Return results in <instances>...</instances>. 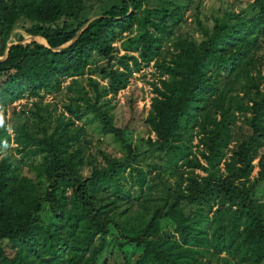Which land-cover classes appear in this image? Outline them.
<instances>
[{"label":"trees","instance_id":"1","mask_svg":"<svg viewBox=\"0 0 264 264\" xmlns=\"http://www.w3.org/2000/svg\"><path fill=\"white\" fill-rule=\"evenodd\" d=\"M96 2L0 0V154H20L0 157V264H264V0L197 16L199 34L179 28L192 0H119L94 15ZM19 21L49 46L12 40ZM135 26L137 52L119 53ZM150 62L146 113L129 96L119 118L111 99ZM63 88L54 112L44 97ZM89 118L121 155L94 142ZM139 120L154 136L135 139ZM147 157L168 160L173 179L161 165L149 176L161 162ZM127 168L143 195H120ZM155 177L158 194H145Z\"/></svg>","mask_w":264,"mask_h":264},{"label":"rangeland","instance_id":"2","mask_svg":"<svg viewBox=\"0 0 264 264\" xmlns=\"http://www.w3.org/2000/svg\"><path fill=\"white\" fill-rule=\"evenodd\" d=\"M119 0H102V3L96 2L93 5V9L91 13L94 15L97 14V12H101V10L108 7L110 4L118 2ZM251 0H192L188 8L185 10L184 13V21L179 27L181 30H187L189 32H193L195 34H199L197 31L195 19L198 16L201 20L211 23L213 19V15L221 14L225 9H234V10H241L243 8H246L248 6V3ZM86 13V12H84ZM27 24L25 21H19L14 28L10 38L12 40H15L18 34H22L24 36L23 40L30 39L32 35L28 34L25 30L24 26ZM141 32L140 28L138 26H135L130 32L125 33L121 39L117 40L115 42L118 52H129V53H136V45L134 43L133 39H136L138 34ZM264 53V48L260 51L259 54ZM100 62H104V58L100 59ZM262 71L264 73V64L262 67ZM92 76H96L95 74H92ZM159 76V71L153 64V62L148 63L147 65H143L142 68L139 71H135L134 74L131 77L129 85L120 90L119 93L111 99V104L113 111H115V114L119 118H124L128 114V102L127 98L129 96H135L137 105L139 109L143 108V112H141L144 116L146 113L147 108L149 107L150 97L152 96L153 92L151 89V82L156 81ZM101 81H104L100 79ZM85 81V80H84ZM67 82V81H66ZM65 82V84H66ZM86 82V81H85ZM35 98L27 97L22 98L20 100L15 101L17 109L21 108H30L31 102ZM45 101L50 102V106L53 108L54 112H58L62 108V104L64 101L67 100V90L66 88H63L61 91L53 94V95H46L44 97ZM1 111V110H0ZM10 107L8 108L6 112V117L9 116ZM85 126L86 129L89 131V133L93 136L94 142H97L99 145H101L102 148L106 149L107 151L116 154L121 155V149L119 144L114 141L113 137L110 134H103L101 133L99 129V123L97 120H94L93 118L85 119ZM6 125V122H0V127H3ZM10 132H12L11 128H8ZM134 133L136 138L138 139L139 136H154L153 132H150L148 129V126L143 124L142 120H139L136 122ZM197 137H193L192 141V148L196 152L197 146H196ZM6 153L9 155V158L12 162L15 161V159L19 158L20 154L15 149V143H12V146L8 148V150H4L3 153L0 154V157ZM37 158V157H36ZM158 160L161 163L157 165V168H155L153 171L149 173V176L156 175V170L158 167H161L162 176L163 177H169L173 179V175H170L171 172V166L169 167L168 160L164 159H158L155 157H147V161L150 162L152 165L153 162L151 160ZM257 162V158L254 159V163ZM145 161L141 162L143 165L144 170H147ZM171 163V162H170ZM172 164V163H171ZM257 170V166L254 167L253 173H255ZM27 171V170H26ZM90 166H86L83 170L85 174L89 173ZM200 171V170H199ZM202 172V171H201ZM203 173V172H202ZM124 177L122 178L121 182L124 185L123 193H120V195H128L130 197H136L140 194L143 195L140 186L137 183V174L136 170L133 168L126 169L124 173ZM162 177V178H163ZM155 183L151 185L150 188L148 186L144 187L145 194L147 192H150L153 195H157L158 190L161 188V182L159 178H154ZM122 207L125 205L122 204Z\"/></svg>","mask_w":264,"mask_h":264},{"label":"water","instance_id":"3","mask_svg":"<svg viewBox=\"0 0 264 264\" xmlns=\"http://www.w3.org/2000/svg\"><path fill=\"white\" fill-rule=\"evenodd\" d=\"M94 17H95V16L90 17L89 20H91V19L94 18ZM89 20H88V21H89ZM88 21L85 22L84 26H86V24L88 23ZM84 26H83V28H84ZM39 37H41V36H39V35H34V36H33V35H32V37H31L30 39L22 40V42H27V41H30V40H38V41H40V42L46 44L47 46H49L48 43H47V40H46L44 37H42V38L44 39V41H42ZM10 43H12V42H10Z\"/></svg>","mask_w":264,"mask_h":264}]
</instances>
